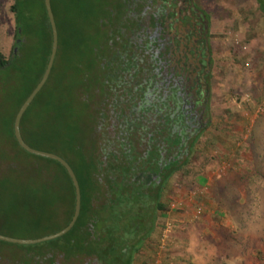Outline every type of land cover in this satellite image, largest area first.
<instances>
[{
    "label": "trees",
    "instance_id": "16d2710c",
    "mask_svg": "<svg viewBox=\"0 0 264 264\" xmlns=\"http://www.w3.org/2000/svg\"><path fill=\"white\" fill-rule=\"evenodd\" d=\"M257 1L264 14V0ZM51 2L59 48L48 81L22 118V136L30 146L65 158L79 180L81 213L72 230L59 237L66 244L61 252L77 261L94 255L108 264L125 257L133 264L157 228L158 217L170 206L164 201L170 179L148 185V179L132 176L158 172V164L137 162L138 155L118 146L105 163L94 146L91 114L82 96L91 89L92 69L103 72L102 45L109 35L102 19L115 0ZM9 11L15 19L10 53L0 34V234L17 237L20 231H38L43 220L54 218L68 203L67 221L57 231L63 229L74 214L76 194L66 168L26 151L14 132L15 117L42 79L51 54L53 36L45 0H14ZM258 50L264 57V49ZM103 76L98 82H104ZM191 157L183 163L173 161L168 175L185 169ZM9 245L0 240V260Z\"/></svg>",
    "mask_w": 264,
    "mask_h": 264
},
{
    "label": "rangeland",
    "instance_id": "374dc122",
    "mask_svg": "<svg viewBox=\"0 0 264 264\" xmlns=\"http://www.w3.org/2000/svg\"><path fill=\"white\" fill-rule=\"evenodd\" d=\"M13 1L0 0L7 53L14 43ZM213 7L221 75L213 123L189 165L167 184L164 201L170 206L134 264H264V57L258 55V48L264 49V14L257 0H213ZM68 207L65 203L54 218L43 220L38 231H20L17 237L57 232ZM168 223L172 232L163 240ZM65 245L63 238L11 243L0 264H75L76 257L61 252Z\"/></svg>",
    "mask_w": 264,
    "mask_h": 264
},
{
    "label": "flooded vegetation",
    "instance_id": "af4514ba",
    "mask_svg": "<svg viewBox=\"0 0 264 264\" xmlns=\"http://www.w3.org/2000/svg\"><path fill=\"white\" fill-rule=\"evenodd\" d=\"M113 5L102 19L109 35L102 45L103 72L92 69L91 89L82 96L94 146L105 163L118 146L138 155L137 162L158 164V172L132 178L160 185L175 174L168 175L173 161L194 157L213 123L221 78L213 0H115ZM102 74L104 82H98ZM75 264L108 263L91 255ZM112 264L130 262L125 257Z\"/></svg>",
    "mask_w": 264,
    "mask_h": 264
},
{
    "label": "water",
    "instance_id": "95a60500",
    "mask_svg": "<svg viewBox=\"0 0 264 264\" xmlns=\"http://www.w3.org/2000/svg\"><path fill=\"white\" fill-rule=\"evenodd\" d=\"M45 6L47 9L49 22H50L51 29H52V36H53L51 54H50V58H49L47 67L45 69V72L42 76V79L36 85V87L34 88L32 93L24 101V103L20 107V109H19V111L15 117L14 132H15V136H16L18 143L26 151L33 153V154H36V155H39V156H43V157H47L50 159L57 160L66 168V170L68 171V173L72 179L73 185L75 187L76 202H75L74 214L72 216L71 221L63 229H61L55 233L45 235L42 237H38V238H18V237L5 235V234H0V240L5 241V242H9V243H16V244H36V243L54 240V239H57L59 237L66 235L75 226V224H76V222L80 216L81 205H82V194H81V188H80L79 180L77 178V175H76L73 167L70 165V163L65 158H63L61 155H59L57 153L45 151V150H40V149H37V148L30 146L24 140V138L22 136V132H21L22 118H23L25 112L27 111V109L29 108V106L32 104L35 97L38 95V93L41 91V89L44 87V85L48 81L49 76H50L51 71H52V68L54 66V62H55L57 52H58V48H59V31H58L57 22H56V18H55V14L53 11L51 0H45Z\"/></svg>",
    "mask_w": 264,
    "mask_h": 264
},
{
    "label": "built area",
    "instance_id": "2783aa9c",
    "mask_svg": "<svg viewBox=\"0 0 264 264\" xmlns=\"http://www.w3.org/2000/svg\"><path fill=\"white\" fill-rule=\"evenodd\" d=\"M171 207H172V209H175V208L177 207L176 203L173 202V203L171 204ZM171 232H172V225H171L170 223H168V224L166 225L165 231H164V233H163V240H166V239L168 238V235H169Z\"/></svg>",
    "mask_w": 264,
    "mask_h": 264
}]
</instances>
